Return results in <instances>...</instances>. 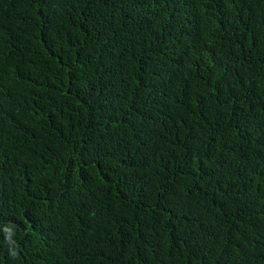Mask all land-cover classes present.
<instances>
[{
  "label": "trees",
  "instance_id": "trees-1",
  "mask_svg": "<svg viewBox=\"0 0 264 264\" xmlns=\"http://www.w3.org/2000/svg\"><path fill=\"white\" fill-rule=\"evenodd\" d=\"M0 264H264V0H0Z\"/></svg>",
  "mask_w": 264,
  "mask_h": 264
}]
</instances>
